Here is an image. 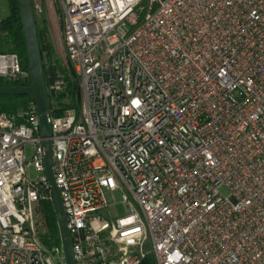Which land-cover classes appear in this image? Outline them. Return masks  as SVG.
<instances>
[{
	"label": "built area",
	"instance_id": "obj_1",
	"mask_svg": "<svg viewBox=\"0 0 264 264\" xmlns=\"http://www.w3.org/2000/svg\"><path fill=\"white\" fill-rule=\"evenodd\" d=\"M32 1L61 22L45 76L77 264H264V0ZM4 80L31 86L17 54ZM42 142L33 100L0 112V264H65L37 228Z\"/></svg>",
	"mask_w": 264,
	"mask_h": 264
},
{
	"label": "water",
	"instance_id": "obj_2",
	"mask_svg": "<svg viewBox=\"0 0 264 264\" xmlns=\"http://www.w3.org/2000/svg\"><path fill=\"white\" fill-rule=\"evenodd\" d=\"M20 20L24 33L28 67L31 73V86L28 88L0 86V96H28L36 104L40 133L44 149V173L53 192V205L57 214L61 241L64 248L65 264H77L74 245L69 229L63 199L57 186L53 162L52 126L50 123V101L40 48L37 20L32 0H17Z\"/></svg>",
	"mask_w": 264,
	"mask_h": 264
},
{
	"label": "trees",
	"instance_id": "obj_3",
	"mask_svg": "<svg viewBox=\"0 0 264 264\" xmlns=\"http://www.w3.org/2000/svg\"><path fill=\"white\" fill-rule=\"evenodd\" d=\"M6 6V15L2 17L0 21V53L17 54L22 66L28 69L27 49L17 0H6ZM36 20L44 63V50H48L52 59V44L48 37L46 20ZM44 70L46 75L45 63ZM5 86L16 87L18 84L7 81ZM76 88L77 84L70 82L68 92L72 95ZM31 101L32 99L28 96H0V112L8 114L14 113L18 108L26 107ZM39 213L41 217L39 236L44 245L50 249L53 245L61 243L60 228L53 203L48 201L42 202ZM143 264H152V262L147 260L144 261Z\"/></svg>",
	"mask_w": 264,
	"mask_h": 264
},
{
	"label": "rangeland",
	"instance_id": "obj_4",
	"mask_svg": "<svg viewBox=\"0 0 264 264\" xmlns=\"http://www.w3.org/2000/svg\"><path fill=\"white\" fill-rule=\"evenodd\" d=\"M7 12V6H6V0H0V21L1 18L6 15ZM46 27H47V32H48V37L49 40L51 41L52 44V59L51 55L48 52V50H44V63L46 66V62L51 63L56 61V60H61L62 52H63V46L61 42V22L58 20V18H55V16L47 14L46 16ZM45 47V45H44ZM7 80H4L3 84L6 85ZM27 157L31 158L32 157V150L31 148L28 149L27 152ZM29 176L31 179H36L37 178V172L34 168L29 169ZM221 192L225 195L228 196L229 192L226 189H222ZM114 198H115V204L113 205L112 209L113 211L118 214L119 216H123L126 214V210L123 206V196L121 192L117 191L114 193ZM41 217L40 213L38 214V232L41 229ZM54 264H62V259L60 256H54Z\"/></svg>",
	"mask_w": 264,
	"mask_h": 264
}]
</instances>
